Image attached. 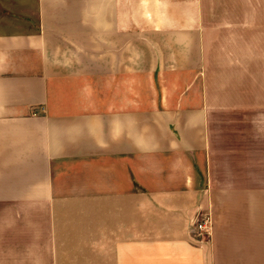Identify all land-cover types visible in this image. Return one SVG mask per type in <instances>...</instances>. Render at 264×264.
<instances>
[{
    "label": "crops",
    "instance_id": "0c3cea01",
    "mask_svg": "<svg viewBox=\"0 0 264 264\" xmlns=\"http://www.w3.org/2000/svg\"><path fill=\"white\" fill-rule=\"evenodd\" d=\"M0 264H264V0H0Z\"/></svg>",
    "mask_w": 264,
    "mask_h": 264
},
{
    "label": "built area",
    "instance_id": "2783aa9c",
    "mask_svg": "<svg viewBox=\"0 0 264 264\" xmlns=\"http://www.w3.org/2000/svg\"><path fill=\"white\" fill-rule=\"evenodd\" d=\"M196 233L195 236L201 237L202 235H209L211 231V221L209 218L200 219L195 225Z\"/></svg>",
    "mask_w": 264,
    "mask_h": 264
}]
</instances>
